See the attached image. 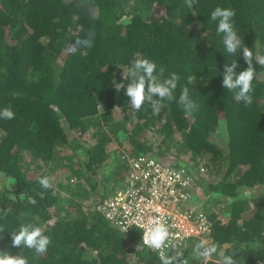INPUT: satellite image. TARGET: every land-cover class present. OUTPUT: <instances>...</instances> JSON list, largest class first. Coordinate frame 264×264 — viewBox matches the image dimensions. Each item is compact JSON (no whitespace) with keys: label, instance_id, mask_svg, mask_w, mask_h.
I'll use <instances>...</instances> for the list:
<instances>
[{"label":"trees","instance_id":"16d2710c","mask_svg":"<svg viewBox=\"0 0 264 264\" xmlns=\"http://www.w3.org/2000/svg\"><path fill=\"white\" fill-rule=\"evenodd\" d=\"M217 6L234 10L237 35L253 52L248 106L222 86L225 64L236 60L238 74L247 63L242 50L226 51L210 19ZM85 39L91 47L77 43ZM260 57L264 0H196L192 8L185 0H0V111L14 113L0 117V252L29 264H160L141 230H121L101 209L131 180L129 157L145 153L175 168L189 166L192 195L203 189L212 207L222 205L224 222L201 209L212 222L206 239L218 245L208 264L221 260L220 251L237 264H264ZM138 58L154 61L157 71L165 67L164 78L180 76L176 100L165 101L158 115L147 103L132 110L125 90H116V83L127 85L122 68ZM185 86L199 105L190 115L177 103ZM116 139L118 147L111 145ZM176 144L183 146L177 153ZM174 156L178 161L170 162ZM45 176L49 189L39 184ZM22 223L41 226L51 238L45 254L12 246L10 232ZM199 240L179 249L185 264H201L194 258Z\"/></svg>","mask_w":264,"mask_h":264},{"label":"clouds","instance_id":"9594fccd","mask_svg":"<svg viewBox=\"0 0 264 264\" xmlns=\"http://www.w3.org/2000/svg\"><path fill=\"white\" fill-rule=\"evenodd\" d=\"M196 0H185L187 7L192 8ZM235 12L231 8H221L217 6L212 12L210 19L217 23V33L223 34V45L230 54H237L242 50L243 59L247 63V68L237 74L235 69L238 64L233 61L230 65H224L222 86L224 89L234 92V98L242 101L245 106L253 103V80L256 77V71L253 67V52L244 44H242L237 32L234 28L232 18ZM78 44L84 47H91L92 41L85 39L78 41ZM256 61L264 66V57L258 58ZM166 69L161 66L157 71V65L154 61L147 58L135 59L131 66L122 68L123 81L116 83V90H125V94L130 98L132 110H140L145 103L152 108L153 114L158 115L161 109L165 107V101L176 100L175 92L178 87L180 76L173 72L168 78H164ZM192 80V77H189ZM115 83V82H114ZM177 103L182 111L190 115L198 109L199 105L194 101L189 89L185 86L181 88ZM0 117L4 119H13L14 113L10 108H4L0 111ZM141 154V153H140ZM145 154V153H144ZM138 155V154H137ZM149 155V154H148ZM151 156V155H150ZM155 158L154 156H151ZM39 184L44 189L52 187V182L48 177H41ZM28 203L36 205V199L28 197ZM5 210V215L7 214ZM143 244L149 249L159 252L160 264H185L183 259L184 253L177 250V246L171 244L172 234L162 219H155L143 225ZM3 231V229H0ZM11 233V243L13 247H22L34 250L37 255H43L47 252L51 244V238L44 234L41 226L32 223H22L18 231ZM171 248L173 254L165 253V249ZM218 253V245L209 243L206 239H200L194 247V258L201 261V264H208V261L214 254ZM221 260L217 264H237L233 255H225L223 251L219 252ZM0 264H29L24 256H12L8 252H0Z\"/></svg>","mask_w":264,"mask_h":264},{"label":"built area","instance_id":"2783aa9c","mask_svg":"<svg viewBox=\"0 0 264 264\" xmlns=\"http://www.w3.org/2000/svg\"><path fill=\"white\" fill-rule=\"evenodd\" d=\"M129 161L131 180L101 206L106 219L126 232L137 228L142 237L143 225L162 219L172 234L171 244L178 250L191 238L206 239L212 222L203 211L189 207L194 185L191 169L175 168L144 153L129 157ZM169 250L164 251L167 254Z\"/></svg>","mask_w":264,"mask_h":264},{"label":"rangeland","instance_id":"374dc122","mask_svg":"<svg viewBox=\"0 0 264 264\" xmlns=\"http://www.w3.org/2000/svg\"><path fill=\"white\" fill-rule=\"evenodd\" d=\"M95 127L94 126H91L90 127V130L88 131V133H89V135H88V137H87V142H89V143H93V142H95ZM216 137H217V139L219 140V137H220V133H218V134H216L215 135ZM178 143V142H177ZM111 145H113L114 147H115V145L118 147V140L116 139V140H113L112 142H111ZM181 148H183V146L182 147H180V145H173V151L172 152H175V153H177V152H180L181 151ZM113 149H115V148H113ZM119 150V149H118ZM116 154V153H115ZM176 155V154H175ZM116 156H117V158H118V160H119V157H118V154H116ZM115 156V157H116ZM176 156H179V155H176ZM176 156H174V157H170V158H172L171 160L172 161H170V158H168V160L170 161V162H173V161H178V158L176 157ZM114 157H113V155H112V157H110V162H112V163H110V164H108V169L110 168V166H111V168H113L114 167ZM185 166V165H184ZM188 166V165H187ZM188 168L190 169V167L188 166ZM107 169V170H108ZM114 180H116V182L118 183V185L120 184L119 183V180H117L116 178L114 179ZM117 185V184H116ZM117 185V186H118ZM199 187H202V186H200V185H198ZM203 190V189H202ZM202 190H200V189H193V191H194V194H195V196H194V194H193V196H192V198L189 200V207H191L192 206V208H194L195 210H201V209H203V210H208V208H211L209 211H213L214 212V214H213V216H215L216 215V219H220L219 220V222H224V221H226L225 220V216H223L224 214H223V212H220V210H221V206L222 205H216L215 207H212L213 205V200H210V199H205L204 198V192L202 191ZM193 193V192H192ZM206 197V196H205ZM207 198V197H206ZM83 204L84 205H87L86 204V202H83ZM217 211H219V213L217 212ZM207 237V236H206ZM205 237V238H206ZM208 240V239H207ZM184 250V249H183ZM182 250V251H183ZM172 251V250H171ZM174 251V250H173Z\"/></svg>","mask_w":264,"mask_h":264}]
</instances>
